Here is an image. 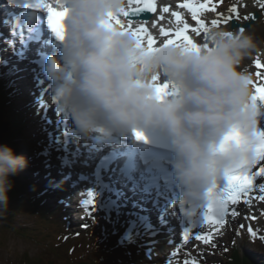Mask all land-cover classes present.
<instances>
[{
	"label": "clouds",
	"instance_id": "1",
	"mask_svg": "<svg viewBox=\"0 0 264 264\" xmlns=\"http://www.w3.org/2000/svg\"><path fill=\"white\" fill-rule=\"evenodd\" d=\"M67 11L60 48L42 71L51 96L84 139L98 132L162 133L174 152V178L186 204L198 211L224 196L225 181L249 173L264 152V104L254 100L253 76L241 66L264 52V34L212 27L199 49L141 45L111 17L128 0H49ZM167 85V93L159 89ZM27 157L0 143V215L10 209L12 177ZM189 218H192L191 215Z\"/></svg>",
	"mask_w": 264,
	"mask_h": 264
},
{
	"label": "bare ground",
	"instance_id": "2",
	"mask_svg": "<svg viewBox=\"0 0 264 264\" xmlns=\"http://www.w3.org/2000/svg\"><path fill=\"white\" fill-rule=\"evenodd\" d=\"M245 2L244 7H247L248 2L250 0H243ZM49 3V0H47ZM159 12L156 15V17L151 21L145 24V26L148 27L149 31L153 34L154 37L157 38V45H159L165 38L162 37L159 33V28L163 27L165 28V24L173 27L174 24L177 25V22L175 21V17L172 15L173 12H178L182 16L181 26L183 23H187L189 25V28L192 27H198L196 20L192 18L191 11L186 8L182 7V5L187 3H193L197 4L198 0H156ZM201 3H204L203 0H201ZM169 7L170 12L169 13H163L162 9L163 7ZM211 7H214L216 11H206L202 12L200 14V18L205 21V23L208 25V27L211 25L212 20H219V11L225 10V6H229L230 9L236 8L240 9V1L239 0H214V2H211ZM12 7V6H10ZM163 16V20L160 19V17ZM122 19V17H121ZM243 22V21H242ZM142 22H134V27L141 24ZM156 25L153 27V25ZM2 23H0V61L4 65H12L16 69V79L15 82L18 85V87L21 90H24L28 93H32L33 95H41L42 91H44V85L42 88V85L39 81H34L35 78L41 80L43 79L42 74L43 71L41 69L36 68L35 71V65L34 63H31L32 59H36V56L38 52H44V46L42 44L35 45L34 43H30L27 46H24L23 44L25 41L23 38H19L18 34L12 35L8 30L2 29ZM174 28V27H173ZM166 29V28H165ZM176 29H173L172 33L175 32ZM264 28H260V31H263ZM48 33H50L49 30H47ZM18 33V32H17ZM190 35L194 42H197L199 44L204 42V32L199 33L197 35L196 33H193L189 31L187 33ZM25 38H27L25 36ZM174 38V36H173ZM3 42L8 45V52L6 48L3 46ZM13 43L15 45H13ZM12 53V55H11ZM253 59V57L251 58ZM264 73V70L261 71ZM254 73H256L254 71ZM254 84L259 85L256 82V79L253 78ZM257 80H259V83H263L258 77ZM255 90V89H254ZM40 106H43V108L47 109V114L49 117L54 118V113L49 108V102H47L45 95L40 99L38 102ZM38 105V106H39ZM46 114V116H48ZM55 123L52 126V133L53 137L51 138V141L53 142V146H57L59 144L66 145L68 150H75L78 147H81L79 149L80 152H84L86 149H89L91 146H96V142L94 138L90 139H84L82 138L78 132H76L77 136L75 137L73 133L71 134H65L66 137L64 138L63 133H61V128H58L57 120L59 119V116H55L54 118ZM70 127L73 128V131H76L73 123L70 124ZM68 131V130H65ZM104 132H98L94 135L96 137H101V134ZM116 140H118L117 137H124L127 138L126 135L114 133ZM103 148H106V144L112 143L105 135L103 136ZM61 139V140H60ZM75 142L78 144L75 145ZM119 145V144H118ZM52 148V147H51ZM58 148V147H55ZM94 148V147H93ZM62 155L64 152L62 149L59 150ZM98 149L94 148L93 153L89 154V156L86 159L87 164H91L93 159L95 158ZM58 166L52 165L53 169L57 171L58 168V180L60 182L61 187L65 188L66 190L61 189L60 195L62 198V202L65 204H68L70 206V209L72 210V217L73 222L72 225L74 228L81 229L80 226L82 223L84 225L92 224L96 227L101 226L102 224H110L111 222L115 223L116 228H120V225L124 227V231L127 235L130 234L132 237L135 234L139 235L141 237V240L146 241L149 245V247H152V253L154 254V251L159 253V251H162L163 254L166 256L167 260L173 261L176 259L177 254L175 253V249L178 245H181V241L183 244V247H186L189 249V244L187 242L183 241V237L181 236V240L179 239V233L178 229L176 228V225L174 223V219H170L169 216L170 211L166 209L165 206L162 205L161 202L154 201L152 197L144 195L139 191L137 188H133L132 182L126 178H117L116 179V188H115V197L117 199H111L108 197V194L104 192V198L102 199L103 203H112L114 205H109L108 209L104 211L100 206H97L95 204V207L92 210L91 215H87V210L83 215L81 214L82 208L77 207L76 215L80 214L81 217L78 219L74 217L75 209L72 207L71 204L76 203L77 206H80L78 200V193L84 194L85 188L82 184H77V182L74 180L73 173L71 172H78L79 169L82 171L83 168H80L79 162L81 160H78V163L70 162L68 164H63V160H58ZM73 160V159H72ZM71 160V161H72ZM86 176H88V172H85ZM122 177V176H121ZM127 177V176H126ZM260 182H264V178H260ZM77 186V187H76ZM66 192L67 200L65 199L64 195ZM85 195V194H84ZM259 193L256 194L255 197H250L246 200L249 205L251 206H261V204L264 203V201H260L258 197ZM76 201V202H74ZM90 207V206H89ZM239 209V206H236L235 215H237V211ZM178 210V209H177ZM110 214H108V212ZM179 211V210H178ZM235 215L233 217V222L235 221ZM181 216V215H180ZM103 217V218H98ZM231 223V222H229ZM190 225V224H189ZM188 225V226H189ZM219 227V226H218ZM222 227V226H221ZM26 231V230H25ZM201 229H199V232L201 233ZM230 234L231 232H227ZM215 231H212L208 233L207 236L214 237ZM229 239V236H228ZM177 240V241H176ZM219 242V240H217ZM215 263H218L214 260ZM149 263V262H147ZM153 264H156L153 262Z\"/></svg>",
	"mask_w": 264,
	"mask_h": 264
},
{
	"label": "rangeland",
	"instance_id": "3",
	"mask_svg": "<svg viewBox=\"0 0 264 264\" xmlns=\"http://www.w3.org/2000/svg\"><path fill=\"white\" fill-rule=\"evenodd\" d=\"M264 2V1H262ZM245 2H242V7L240 11H243L241 13V16L243 17V21L248 20L249 13L252 12L254 9H257L263 14L264 16V3L263 5H260V0H250L248 2L249 7H244ZM238 11L232 12L231 9H229V6L225 9V11H222L220 13V24L217 28H226L230 29L229 23L225 24L224 20L226 17H236ZM264 28V17L262 20L257 23L252 29L256 30L258 33L264 34V30L260 31V28ZM203 32V31H202ZM259 58L261 62H264V52H258L253 56V59H249L244 62V64L241 66L242 71H246L250 73L253 78L257 79L255 72L257 71H263L258 70L255 66L256 59ZM54 112V111H53ZM35 119H38L36 117ZM50 122V121H49ZM35 133L34 131L32 134ZM38 139L33 140L35 150H28L25 151L22 155L27 157L30 161L29 167L26 168V170L29 171V173L33 172L32 169L35 167L33 163L38 164L37 165V171L35 173V176H40L41 178H38V180L41 181L42 178L46 177L49 180H56L58 177V168L55 171L52 167L58 166V160H64L63 164H68L69 161L76 163L75 159L76 156L73 154V151H69L70 155H66L63 158L59 155H51V152H57V148L54 147L51 148L50 145H48L45 141V139L41 138V135L37 136ZM49 137V136H48ZM78 143L75 142V145ZM26 147V146H25ZM24 147V148H25ZM64 148H67L65 145ZM75 159V160H72ZM72 160V161H71ZM81 166V164H80ZM82 167V166H81ZM36 168V167H35ZM33 175V174H32ZM60 184V183H59ZM63 190H66L65 188L61 187ZM48 204L51 208L55 209L57 208V197H49L47 198ZM11 205V203H10ZM30 206H27L24 204L23 206H19V208H26ZM23 214L21 216H17L14 220L9 221L8 214H2L0 215V264H18V261L21 260L22 257H26L28 255L29 259H33L32 262L37 261L39 259H57L59 263L66 264L70 259H77L78 256L81 254H84L86 251H88L89 248H96L91 247L95 244L96 236L90 238V236L84 237V233L86 229H79L76 231H69L67 230V236L63 238V233H59L57 231H53V234L55 237H53L52 240H48L45 237H43L42 230L44 233H49L50 231V225L49 223H45L42 221L40 216H33L30 214L24 213L25 211H22ZM264 215V206L252 207L249 204L242 205L237 213V217L240 220H243V222L246 223V228L249 226V223H247V216H256L257 219L260 218V215ZM100 218V217H99ZM49 219L47 218V221ZM239 223V222H238ZM83 224V223H82ZM84 225V224H83ZM105 229H108L109 231L114 233L113 237H110L109 241L110 244H107L109 247L115 243L118 248H116L115 253L108 254V256L111 257V255H117L121 253L122 249L126 247V244L124 242L128 238H132L129 235L126 234V232L119 228V230L115 227V223L111 222L110 224H104L103 225ZM55 227V226H51ZM101 227V226H99ZM99 227H96L92 224H90V230L93 234H96V232L101 229ZM99 228V229H98ZM227 228H230L233 230L231 226L224 227L222 229H216L217 234L215 235V239L212 237V239L205 241V240H197L196 238L192 241V243L189 245V249L186 247H182L178 245L177 249H175V253L177 254L176 259L173 261L167 260L166 256L163 254L162 251H159V253L154 251V254L151 252L152 247H149L146 245L143 241L142 245H145V250H135L133 258H129L128 261H116L115 259H112L113 262L111 264H153L155 262L156 264H185L186 261L192 262L194 261L195 264L203 261L205 263L207 262V259H212L213 261H221L225 262L227 259V256L224 254L225 249H230V242L229 240H226V242H218V238L225 239V235L227 234L226 230ZM42 229V230H41ZM260 229L262 230V238L264 240V223H260ZM26 230V231H25ZM17 231H25L24 235H20V233H17ZM21 232V234H22ZM204 232H207L204 230ZM108 233V232H107ZM75 234L77 235L75 237ZM239 235L240 233L237 232ZM72 235V237H70ZM59 236V238H58ZM205 236V235H204ZM111 238H115V241H112ZM108 242V241H107ZM123 245V246H122ZM122 246V247H120ZM120 247V248H119ZM247 250L252 253H257V251H260L261 253H258L259 257H256L257 260H260L262 262L261 258L264 256V241H262L261 244L254 245L253 247H247ZM205 256V257H204ZM149 262V263H147Z\"/></svg>",
	"mask_w": 264,
	"mask_h": 264
},
{
	"label": "snow or ice",
	"instance_id": "4",
	"mask_svg": "<svg viewBox=\"0 0 264 264\" xmlns=\"http://www.w3.org/2000/svg\"><path fill=\"white\" fill-rule=\"evenodd\" d=\"M129 7L127 10L123 12V17L127 18L126 21H123L120 17L112 16L111 22H109V27H112L114 22L115 25H119L120 27H126L128 30L133 31L141 45L147 44L150 49H154L157 46V38L153 36V34L149 31L148 27L145 26L146 21L134 27V20L136 17L141 16L143 13H156L157 12V3L156 0H128ZM211 0L209 3H199L198 6L193 3H187L182 5V7L188 8L192 13V18L196 20L198 27L189 28L187 23H183L181 26L182 16L178 12H173L172 15L175 17V21L177 22V28L174 33L169 30L160 27L159 33L165 39L162 41L165 45H176L183 44L188 45L193 49H199L200 44L194 42V39L188 35L189 31L196 33L199 35L201 31L204 32L206 36L209 31L208 25L205 23L203 19L200 18V14L204 11H216L214 7H211ZM34 6L37 9H43L47 12V22L49 28L56 35L58 39H63L64 25L63 21L65 16L67 15V11H61L58 8H53L51 4L47 2V0H35ZM163 13H169V7L165 6L162 9ZM232 12H236V8L231 9ZM163 16L160 17L163 20ZM231 20V17H226L224 23L227 24ZM212 27H219V20H212ZM156 25L154 24L153 27ZM241 31L244 30L243 27L240 28ZM174 36V38H173ZM255 66L257 69H264V63L261 62L259 58L255 61ZM256 77H258L262 82H264V73L261 71H257L255 73ZM253 87L255 89L256 95L253 97L254 100H259L261 104H264V86L254 84L252 81ZM163 94L167 93V85L162 86L159 89ZM261 136H264V132L260 133ZM138 139H143L141 134H137ZM264 147V146H262ZM264 161V152H262L260 157V162ZM260 162L257 164L259 165ZM256 165V167H257ZM255 167V168H256ZM257 178H264V166H259L258 170L251 171L249 173H235L228 178V186L224 191L223 198L215 205V207L219 210L218 214H212V208H210V214L207 216L205 224L206 225H223L225 222V217L229 213V204L235 205L242 195H247L250 192L258 191V199L260 201H264V183L257 185L255 182ZM90 199L86 200L85 203L88 204L91 208L95 207L94 197L89 194ZM91 214V212H90ZM190 230L184 231V237L187 239ZM254 234V233H253ZM197 240H205L208 241L211 239L210 236L204 235H196ZM185 264H195L194 261L189 262L186 261Z\"/></svg>",
	"mask_w": 264,
	"mask_h": 264
},
{
	"label": "trees",
	"instance_id": "5",
	"mask_svg": "<svg viewBox=\"0 0 264 264\" xmlns=\"http://www.w3.org/2000/svg\"><path fill=\"white\" fill-rule=\"evenodd\" d=\"M3 106H4L3 100L0 98V108H3ZM17 123L18 122L15 120H7L5 118V115L1 113L0 114V136L6 139L8 135L7 132H9L12 134V137H13V132H17V128H16ZM251 264H254V263L251 262Z\"/></svg>",
	"mask_w": 264,
	"mask_h": 264
},
{
	"label": "water",
	"instance_id": "6",
	"mask_svg": "<svg viewBox=\"0 0 264 264\" xmlns=\"http://www.w3.org/2000/svg\"><path fill=\"white\" fill-rule=\"evenodd\" d=\"M152 16H153V13H143V14H141V16L136 17L135 20L136 19H143L144 21H150ZM258 18H259V14L258 13L252 14V21L253 22L256 21ZM237 26H241L243 28H246L247 25H240L236 21H233L232 27L236 28Z\"/></svg>",
	"mask_w": 264,
	"mask_h": 264
}]
</instances>
